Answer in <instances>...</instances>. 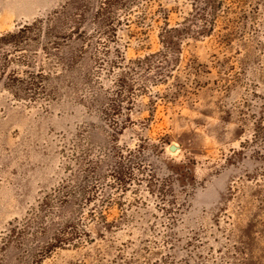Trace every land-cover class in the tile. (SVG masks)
I'll return each instance as SVG.
<instances>
[{"label":"rangeland","instance_id":"obj_1","mask_svg":"<svg viewBox=\"0 0 264 264\" xmlns=\"http://www.w3.org/2000/svg\"><path fill=\"white\" fill-rule=\"evenodd\" d=\"M215 2L0 0V264H264V0Z\"/></svg>","mask_w":264,"mask_h":264},{"label":"trees","instance_id":"obj_2","mask_svg":"<svg viewBox=\"0 0 264 264\" xmlns=\"http://www.w3.org/2000/svg\"><path fill=\"white\" fill-rule=\"evenodd\" d=\"M204 1H205L204 5L209 9L208 17L209 18L214 17L216 12H217V8H218V5H216L215 0H204ZM196 14H198V13L196 12ZM205 16H207V15H205ZM183 31H186L187 33L190 32L193 36H197V37L211 35V33L213 32L212 28L211 27L208 28L206 25L200 27L197 30H191L188 28V29H183ZM178 32H179L178 29H164V35H162V37H161L162 43L165 45V44H169L171 39H178L179 38ZM140 63H142V61H140ZM169 64L171 65V62ZM125 79L126 78L124 77V80L123 81L121 80L123 83V86H122V84H120L118 86L117 91H116V97H117V100L120 104H123V102L126 99H129V95H131L132 90H134L135 84H134L133 80H131L130 82H128L126 84ZM115 168L116 169L113 168L111 171V172H113V175H111V176L114 180L112 186L116 187L120 191H125L127 185H129L128 181L126 180L127 177L125 176V174L123 172H121L119 170V168L117 166ZM177 175H178L179 181L181 183H184L186 181L187 178H186V174L184 173V171L178 170ZM128 179H130V177ZM147 182H148V185H149L151 192L155 193V191H157V193H160L162 195V190L157 188L158 181H157V179H155L154 176H150ZM155 182H157V183H155ZM72 195H73V193L71 191H68L63 196V198L65 200L70 199L72 197Z\"/></svg>","mask_w":264,"mask_h":264},{"label":"water","instance_id":"obj_3","mask_svg":"<svg viewBox=\"0 0 264 264\" xmlns=\"http://www.w3.org/2000/svg\"><path fill=\"white\" fill-rule=\"evenodd\" d=\"M169 150H170L171 152H175V151L178 150V147L175 146V145H170V146H169Z\"/></svg>","mask_w":264,"mask_h":264}]
</instances>
